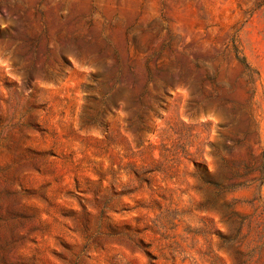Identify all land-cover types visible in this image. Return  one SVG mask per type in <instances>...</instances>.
Wrapping results in <instances>:
<instances>
[{
  "label": "rangeland",
  "instance_id": "obj_1",
  "mask_svg": "<svg viewBox=\"0 0 264 264\" xmlns=\"http://www.w3.org/2000/svg\"><path fill=\"white\" fill-rule=\"evenodd\" d=\"M0 264H264V0H0Z\"/></svg>",
  "mask_w": 264,
  "mask_h": 264
},
{
  "label": "trees",
  "instance_id": "obj_2",
  "mask_svg": "<svg viewBox=\"0 0 264 264\" xmlns=\"http://www.w3.org/2000/svg\"><path fill=\"white\" fill-rule=\"evenodd\" d=\"M232 49H233L234 58L242 65L243 70L245 71V74L247 76V79L249 81H252L255 71L253 70V68L249 66L245 57L242 54H240L234 42H232Z\"/></svg>",
  "mask_w": 264,
  "mask_h": 264
}]
</instances>
